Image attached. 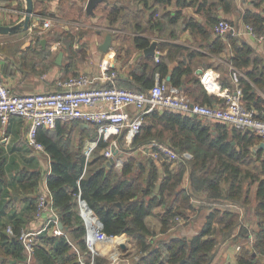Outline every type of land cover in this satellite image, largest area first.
Masks as SVG:
<instances>
[{
	"label": "trees",
	"instance_id": "1",
	"mask_svg": "<svg viewBox=\"0 0 264 264\" xmlns=\"http://www.w3.org/2000/svg\"><path fill=\"white\" fill-rule=\"evenodd\" d=\"M43 1L46 0H34V4L36 6ZM143 1L145 9L150 11L149 21L152 26L160 27L162 21L156 23L153 18L154 14L161 13L155 3L166 6L172 0H154L155 3L152 4L151 0ZM197 2L199 0H178L180 7ZM217 2L225 10H230L232 0H201L200 8L201 11L205 9L206 23L191 17L186 22V29L201 35L205 40L210 39L206 46L213 53L222 54L231 50V60L237 67L245 69L248 77H241L244 101L247 106L257 108L258 116L264 119L263 100L256 91V87L264 89V59L251 44L230 34L227 35L229 40L226 41L220 34L212 37V25L219 20L218 14L213 11ZM263 4L264 0L260 4L258 1L256 6H261L260 10L248 8L243 14L244 21L253 23L258 33L264 32ZM121 10L118 6L112 7L108 14L111 24L118 21ZM180 17L181 10H178L175 16L170 18V22L175 24ZM137 29H143L142 25L137 23ZM54 31L49 33L63 42V49L73 59L76 54L74 34L69 31ZM135 39L136 45L141 49L151 44L150 38L145 36H137ZM166 48L169 49L168 53L160 56L158 61L155 56H146L139 64V69L131 72L129 81H121L115 85L138 90L148 89L155 83V73L159 72L161 78L170 75L169 83L182 88L186 82L184 76L191 75L194 69L186 60H179L171 69L170 63L174 57L182 54L184 47L168 42L159 44L160 50ZM35 51L40 59L50 54V48L44 49L41 44ZM198 54L205 55L197 51L188 53L191 57ZM51 65H54V60ZM191 81L195 85L201 83L196 76H192ZM187 92L194 94L197 101L203 95L204 99L200 100L203 103L220 102L216 95H208L206 91L187 89ZM196 93L199 97H196ZM59 122L52 131L48 128L39 129L37 139L51 156L52 167L47 183L54 206L65 225V234L58 236L45 231L39 235L34 257L40 264H80L74 246L85 254L89 251L84 240L85 227L76 211L79 192L102 220L104 231L108 235L126 233L136 239L138 259L135 264H210L218 243L215 222H224L222 230L230 234L236 226L235 212L228 209L219 215L214 209L208 214L201 230L194 235L172 236L158 243L151 238L153 233L147 217L157 215L161 221V231L166 232L172 229L175 219L181 216V206L199 193L206 194V199L212 202L227 199L231 203L243 204V165L255 158L260 161V168L264 171V147L256 148L263 141L261 136L223 122L203 119L196 115H184L171 109L154 110L146 114L141 132L135 137L131 147L144 146L146 152L149 143L166 144L177 151L180 157L171 158L157 144L154 146L158 152L156 156L146 152L147 158L139 160L130 155L124 159L121 169L117 168L116 162L111 166L107 164L108 158L103 153L110 144L107 140L102 139L91 158L87 159L84 153L85 142L86 139L97 135L96 124L80 127L79 120H72L71 126L67 127ZM75 127L83 136L77 144L70 134ZM185 151L191 152L193 156L184 157ZM187 170L190 171L189 187L182 184ZM5 175L4 162H0V197L6 193ZM41 175L39 170H22L18 178L20 187L26 193H34L39 186ZM26 198L29 213L34 214L37 210L38 194ZM157 207L164 210L156 212ZM256 212L260 217L259 228L254 232L255 235L252 232L248 235L252 247L241 246L238 254L239 264H261L258 253L264 254V178L258 180ZM24 220L23 216L14 214L8 224H11L18 234L24 228ZM8 224H0V264H21L26 257L24 247L18 235L9 236L5 232ZM95 261V264L107 262L100 255H96Z\"/></svg>",
	"mask_w": 264,
	"mask_h": 264
},
{
	"label": "crops",
	"instance_id": "2",
	"mask_svg": "<svg viewBox=\"0 0 264 264\" xmlns=\"http://www.w3.org/2000/svg\"><path fill=\"white\" fill-rule=\"evenodd\" d=\"M87 3L88 0H46L44 2L45 7H40L38 3L35 6L34 16H44L43 14L46 13L54 20V32L69 31L73 33L75 36L74 48L76 54L74 55V58L71 59L68 55V52L63 49V42L58 40L54 34L45 37L43 36L36 42H33L34 40L29 42L27 41L21 47L15 49L17 51H14L13 53H10V51H3L2 58L0 60V75L3 81L19 94L52 90L55 88V82L57 79L76 73L89 74L93 80V83L97 85H115L117 83H121V81H129L131 72L139 69V64L145 59L146 56H149L145 54L146 48L141 49L136 45L135 38L137 36L148 37L150 38L151 43L154 41L157 42L156 54L152 55L155 56L156 61L159 60L160 56L167 54L169 51L168 48L163 51L159 49L160 41L183 45L184 51L181 52L182 54L177 55L179 57H174L175 59L170 63V67L173 69L178 64L179 60H186L187 62L191 63V67L194 69V71L191 75L186 77L184 76V78H186V82L182 88L193 100L195 99L194 94L192 95L191 93H188L187 89H194L198 92L206 91L208 95H216L217 98L220 99L218 100L220 102L215 103H221V101H223L222 98H220L217 94L207 91L201 81L200 85H195L191 81L192 76H196L200 79L201 73L198 72L199 68L202 70L205 68H213L219 71V73H221V81L223 84L231 88H236L238 85L241 86L242 76L248 78L245 74V69L237 67L231 60V50H227L222 54L213 53L209 51L206 46L208 45L210 39L205 40L201 37V35L186 29V22L191 17L203 22L204 24L206 23L207 16L205 9L201 11L200 8L201 0L193 5L184 7L179 6L178 0H172V2L166 6L159 5L158 3H155L154 0H151V4L155 3L159 11H162V19L167 20V26L175 27V29L169 30L168 28H152V22L149 21L150 11L145 9L146 7L144 6L143 0H104L96 6L94 14H89L87 12ZM242 4L243 6L241 9L244 12L248 8L255 9L257 11L260 10L258 7H255L253 0H242ZM208 5H210V3H208ZM113 6H118L122 8V10L120 12L118 21L114 24H111L108 14ZM24 8H26V6H24ZM235 8H237L235 0H232L229 11L225 10L223 6L217 2V5L213 6V11L218 14L220 20L228 18L233 19L230 16L231 12H233ZM101 9H103L102 12ZM178 10H181V17L177 23L172 24L170 22V18L175 16ZM14 12H16V9H9L7 6H4V4L0 3V24H16L8 23V20L12 19ZM139 15L143 17L145 16L144 19ZM156 16L157 15L154 14L153 18L156 19ZM20 19L17 22H19ZM134 19H136V21L133 23ZM141 19L143 21L147 19L146 25L139 21ZM101 20H106V22H100ZM241 22L246 25L243 15L242 19H239L237 23L239 27L238 29H240V35L242 36V41H246L251 44L256 50L257 54L264 59V43H258L257 41H259V38H257L254 33L248 31L247 25L246 30L242 28ZM137 23L142 25L143 29H137ZM127 24H129V26H134L135 30H127V28L123 29V27H126ZM235 31L237 30L234 28V30L231 32L235 33ZM108 34H111L113 37L112 45L107 51H103L101 49V44L104 42ZM216 35L218 34H213L212 37H215ZM44 38L46 39L45 47L42 44V40ZM201 38L203 41H201ZM223 38L225 41L228 40L225 36ZM40 44L44 49L48 47L50 48V54L47 57H42L41 59L35 51L39 49ZM131 48L133 50V55L127 57L131 54L129 52ZM61 51L64 52V55L62 63L58 64L56 63V58ZM192 51L201 52L205 55L201 56L198 54L191 57L188 55V53ZM224 54L227 55V57L224 58ZM52 60H54V65H51ZM47 66L50 67L47 68ZM114 70L118 72V76L114 80L109 81L105 78V75ZM235 73L238 75L237 80L234 77ZM157 74H159L161 77V74L156 72L155 80ZM165 78L169 81L170 75L166 76ZM256 91L262 98V105L264 106V89L256 87ZM196 97H199L197 93ZM203 99V95H201L200 100ZM255 109L259 114V110L257 108ZM262 112V116L264 117V108L262 109ZM59 123L66 125L70 124L71 126L72 121H60ZM79 124L80 127H90L91 125H83L81 122H79ZM55 128L49 130L52 131ZM45 129L46 128H43V130ZM70 134L75 135L77 138L82 136L81 131L76 127L72 130V132H70ZM5 137L7 138L5 139ZM87 140L88 139H86V141ZM263 141H261V143ZM261 143L256 146V148L261 147ZM150 144L151 143L148 144V147ZM140 148L144 152V146ZM189 153L192 154L191 152ZM0 162H4V169L6 171V193L0 197V224L10 223L11 216L17 214L24 217V228H41L43 224H45L48 214L44 213L40 217H36V212H34V214H30L26 197L29 195L34 196L36 194H38V198L42 194L49 197L50 188L47 183V177L51 172L52 161L50 154L45 150V148L44 150L38 149L29 142L28 122L24 118L13 116L7 124L6 132L0 125ZM25 169L31 171H41L42 175L40 183L34 193H26L20 187L18 178L20 177V172ZM169 230L171 237L186 235L188 233V230L185 228L180 229V233H178V231L175 232L173 229ZM126 236L128 243H130L127 251L130 250V252H127L125 255L128 257L127 259H129L130 256L137 255L134 253L137 241L128 234H126ZM133 239H135L136 242H134ZM122 245L119 246L118 251H121V248L126 249L127 246L124 245L123 247ZM111 246L113 245L106 247L99 244V254L97 255H100L102 258L106 259L107 262L105 264H124L122 260H119L116 263L111 261L109 257V251H113ZM115 250L116 249H114V251ZM221 251L222 249H219L214 252L210 264H239L238 254L240 253V249H235L234 253L227 252L225 254L226 262H218V255ZM83 254L87 260L91 258V253L88 251L86 254ZM33 264H40L35 259V257Z\"/></svg>",
	"mask_w": 264,
	"mask_h": 264
},
{
	"label": "built area",
	"instance_id": "3",
	"mask_svg": "<svg viewBox=\"0 0 264 264\" xmlns=\"http://www.w3.org/2000/svg\"><path fill=\"white\" fill-rule=\"evenodd\" d=\"M51 26V17L39 15L33 17L29 30L36 29L37 33L43 34ZM216 29L222 35L234 30L227 19L219 20ZM247 29L254 33L252 25L248 24ZM1 58L0 52V60ZM117 76L118 72L114 70L107 73L105 78L112 81ZM234 77L238 79L236 73ZM200 80L207 91L217 94L223 101L214 104L195 101L183 88L171 85L159 74L155 83L144 90L116 85H97L93 83L89 74L80 73L57 79L55 88L52 90L27 94L15 92L0 75V125L6 132L7 124L13 116L24 118L28 122L29 142L36 148L44 150V145L37 139L39 129L55 128L59 121L79 120L83 124H96L97 135L88 139L84 147L87 159L92 156L102 139L107 140L110 144L103 153L108 160L113 157L119 169L124 164L121 147H131L133 140L141 132L145 115L154 110L171 109L184 115H196L203 119L226 123L242 131L254 132L264 138V119L258 116L254 107L246 105L242 86L238 85L236 88L225 86L221 81V73L213 68L203 69ZM157 144L152 142L149 147L147 146V153L156 156L157 150L150 146ZM158 146L171 158L180 157L178 152L168 145L158 144ZM183 156L191 158L192 154L184 152ZM76 210L85 227L84 238L88 252L91 253V258L87 260L81 250L75 246L80 264H95V257L99 254V244L106 247L114 246L116 250L109 251V257L113 263L122 260L124 264H133V262H126L125 259L130 245L126 234L108 235L104 231L102 220L81 197V192L78 195ZM44 213L48 215L45 224L39 229L25 227L16 234L11 224L5 227V232L9 236L18 235L24 247L26 257L21 264H33L40 234L45 231L58 236L65 234L64 229L59 227L61 220L54 206L50 189L49 197L42 194L38 198L36 217ZM1 233L0 229V236ZM122 244L127 246L126 249L121 248V251H118ZM135 259H138L137 255Z\"/></svg>",
	"mask_w": 264,
	"mask_h": 264
},
{
	"label": "rangeland",
	"instance_id": "4",
	"mask_svg": "<svg viewBox=\"0 0 264 264\" xmlns=\"http://www.w3.org/2000/svg\"><path fill=\"white\" fill-rule=\"evenodd\" d=\"M48 1V0H47ZM259 1L262 2V0H253V3L255 4V7L257 2ZM44 2H39L40 7H45L44 6ZM1 4H4V6H7L9 9H16V12L13 13L12 15V19L8 20V23H17V21L23 20L25 18V8L24 6H26V2L25 0H0ZM43 4V5H42ZM235 4L236 7L235 10L233 12H231V18L233 19H229L228 17V21L230 23V25L235 28V33L227 32L224 34L225 37H227L228 34H230L231 36H234L235 38H238L240 40H242V36L240 35V29H238V20L242 19V15L244 13V11L241 9V7L243 6L242 4V0H235ZM241 5V6H240ZM103 8V7H101ZM262 7L260 6L259 9H261ZM103 11V9H101V12ZM44 12V11H43ZM102 14V13H101ZM44 16L50 17L48 14H43ZM156 20L155 22L157 23L158 21H162L160 27H158L157 29H164V28H168L169 29H175V27L172 26H167V20L166 19H162V11L161 13L156 14ZM136 16V15H135ZM141 16V15H139ZM143 17V16H141ZM145 17V16H144ZM143 17V19H144ZM52 19V18H51ZM220 20V19H219ZM218 20V22H219ZM16 21V22H15ZM106 20H101L100 22H103ZM136 21V19H134L133 23ZM140 22H142L143 24L146 25V20H139ZM218 22L212 25V29L213 34H219L217 31V25ZM242 23V22H241ZM252 25L254 28V33L255 36L257 38H259V41H257L260 44L264 43V38H261L262 36H264V32L263 33H258L254 24L253 23H246V25ZM246 25H244L242 23V28H244L246 30ZM124 26V25H123ZM181 26V25H180ZM54 20L52 19V26L47 29L43 34H39L37 33L36 29L33 30H22L19 33L16 34H0V52L3 53L4 52H8L10 51V53H13L14 51H17L15 49L21 47L25 42H29L31 40H34L33 42H36L39 40V37L42 38L43 36H48L51 35L49 32H53L54 30ZM127 30H135L134 26H129V24H127V26L123 27V29ZM153 29H155L152 26ZM167 30V31H168ZM154 32V31H153ZM127 33V32H125ZM156 34V33H155ZM125 35V34H124ZM127 36V35H125ZM261 39V40H260ZM160 40V39H159ZM229 40V39H228ZM201 41H203V39L201 38ZM125 42V41H124ZM163 41H160L159 44H162ZM37 44V43H36ZM257 47V45H256ZM132 48L129 50L128 53L132 56L133 52H132ZM224 58L227 57V55H223ZM221 64V63H220ZM132 88V87H130ZM67 127H70V124H67ZM74 136V137H73ZM72 140H74V142L77 144V142L81 141L83 139V136H80V138L76 137L75 135H71ZM79 139V140H78ZM151 148L154 149V146H150ZM122 153V157L125 159L126 157L132 155L135 156L137 159H141V160H145L147 158V150L146 152H143L141 150V148H137L134 146L132 147H121V151ZM118 152V153H120ZM177 166V165H175ZM243 170H245L243 172V180H244V187H243V194H244V199L242 201H245V203L240 204V203H231L229 202V200H224L222 202H212L207 200V196L206 194H197V196H193L191 197L190 201H187L184 205L181 206L182 209V214L179 217V219H175L173 225H172V229L178 233H180V229L185 228L188 230V233L186 234L187 237H190L192 235H194L195 233H197L198 231L201 230V228L204 226L205 222L207 221V216L208 214L212 211V210H216L217 214L221 215L225 210L230 209L231 211L236 213V226L233 228L232 232L229 234L228 231L227 233L224 232V230H222V227L224 226V222H220V221H216L215 222V228L218 231L216 233L217 235V247L215 249V251L217 250H221L220 254L218 255V262H226V256L225 254L227 252H233L235 251V249H240L238 245H247L250 247H252V242L248 239V235L252 232L253 235L254 232L259 228V216L256 212V190H257V186H258V180L260 178H264V171H262V169L260 168V161L256 160L255 158L251 159L250 163L244 164L243 165ZM179 168V167H178ZM190 171L187 170L184 174L183 177V185L189 187L190 186ZM185 206V207H184ZM164 208H159L157 207L155 209L156 212H161L163 211ZM147 221L150 225V228L152 230L153 235L151 236V238L153 237V240L158 243L160 240H167L171 237V233L169 232V230H167L166 232H162L161 231V221L160 218L153 214L149 217H147ZM226 231V230H225ZM134 242L135 239H133ZM135 246V245H134ZM111 248H113L112 250L114 251V246H111ZM252 249V248H251ZM254 250V249H252ZM251 250V251H252ZM257 250V249H256ZM132 251V250H131ZM127 252H130L127 251ZM259 252V251H258ZM135 254L138 253V248L137 245L135 246ZM259 258L261 260V264H264V254H261L260 252L258 253ZM128 257H126V262H133V264L136 263V259L135 256L132 255L129 257V259H127ZM135 260V261H134Z\"/></svg>",
	"mask_w": 264,
	"mask_h": 264
},
{
	"label": "water",
	"instance_id": "5",
	"mask_svg": "<svg viewBox=\"0 0 264 264\" xmlns=\"http://www.w3.org/2000/svg\"><path fill=\"white\" fill-rule=\"evenodd\" d=\"M104 0H88L86 9L89 14L95 13L96 6ZM26 2V8H25V18L23 20H20L16 24L8 25V24H0V34H14L21 30H28L30 28V25L32 23L33 17L35 15V4L34 0H25ZM112 35L108 34L104 40V42L101 44V49L103 51H107L111 45H112ZM42 44L45 47L46 46V39L44 38L42 40ZM156 47L157 42L154 41L151 43V45L145 49L146 55H155L156 54ZM64 52L61 51L56 58V63L61 64L63 59ZM202 69L199 68L198 72L202 73ZM87 125V124H83ZM261 147H264V141L261 143ZM116 153V150H115ZM115 162V159L112 157L107 161V164L111 166ZM120 205V203H118ZM59 227L64 229V224L62 221L59 222ZM124 247V244L122 245Z\"/></svg>",
	"mask_w": 264,
	"mask_h": 264
}]
</instances>
